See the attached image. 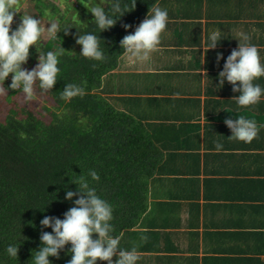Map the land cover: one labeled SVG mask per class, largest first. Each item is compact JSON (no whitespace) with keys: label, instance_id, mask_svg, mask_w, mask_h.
I'll return each mask as SVG.
<instances>
[{"label":"crops","instance_id":"0c3cea01","mask_svg":"<svg viewBox=\"0 0 264 264\" xmlns=\"http://www.w3.org/2000/svg\"><path fill=\"white\" fill-rule=\"evenodd\" d=\"M156 6L168 11V23L150 59L130 63L121 56L97 90L141 122L161 152L147 211L119 235L120 247L136 248V264H264V95L238 107L231 84L217 87L241 33L264 63V0H160ZM216 30L223 39L207 52ZM254 82L264 88V76ZM237 115L256 121L252 142L229 139L224 121Z\"/></svg>","mask_w":264,"mask_h":264},{"label":"trees","instance_id":"16d2710c","mask_svg":"<svg viewBox=\"0 0 264 264\" xmlns=\"http://www.w3.org/2000/svg\"><path fill=\"white\" fill-rule=\"evenodd\" d=\"M159 1L136 0L134 10L123 16L117 14L115 25L106 31L97 29L94 17L87 19L80 31L70 26L66 33L72 43H66L61 35L50 38L37 57L30 49V70L37 66L43 51L61 46L65 52L53 89L42 93L36 87L34 91L37 97L54 104L48 121L26 105L16 104L0 114V264H31L33 252L42 246L41 235L52 231L41 225L42 219L47 216L63 220L80 197L73 180L81 175L88 177L90 169L99 177L95 181L88 177L91 186L112 206L113 235L133 229L146 213L149 181L156 174L161 152L141 122L114 108L97 90L103 77L118 67L122 38ZM119 2L121 6L130 4V0ZM111 8V4L104 3L106 12ZM42 15L34 14L37 18ZM86 32L98 36L104 61L80 56L76 40ZM67 83L80 85L83 95L62 100L60 94ZM10 84L11 75L0 83L9 103L21 94L19 89H8ZM68 191L76 193L71 201L66 199ZM10 244L19 247L18 258L6 255ZM70 248L66 246L59 258L49 257L51 264H68Z\"/></svg>","mask_w":264,"mask_h":264},{"label":"clouds","instance_id":"9594fccd","mask_svg":"<svg viewBox=\"0 0 264 264\" xmlns=\"http://www.w3.org/2000/svg\"><path fill=\"white\" fill-rule=\"evenodd\" d=\"M105 2L112 5L109 12L100 4L85 5L94 17L99 31L111 29L116 23L117 14L123 16L134 10L136 5V0H130V4L123 6L119 0H100L101 4ZM16 13V0H0V83L4 84L11 75V84L7 88L13 91L19 89L25 100L30 101L36 87L42 93L53 89L60 73V57L65 50L59 46L54 50L43 51L37 66L33 70H26L23 65L28 62L30 49L43 41L45 31L49 35L57 34L59 25L56 20H50L45 28L37 17L23 14L19 24L13 29ZM167 23L168 11L156 5L151 6L146 18L134 32L120 41L123 50L121 56L126 57L130 63L148 61L150 54L160 44L161 34ZM221 39L220 30L212 31L207 37V52L215 49ZM237 40L238 48L232 50L227 57L223 70L219 72L217 87L222 88L227 81L233 92L239 93L233 98L237 106L247 107L259 103L264 95V88L254 82L258 77L264 76V63L261 62L258 47L249 42L247 34L241 33ZM76 43L81 47V57L99 62L105 60L97 35L86 32L77 38ZM37 51L40 52L41 49L37 47ZM222 59V54L217 53V61ZM83 92L80 85L67 83L60 98L67 102L82 96ZM224 123L231 130V140L250 143L258 135L256 121L243 115H237L235 120L226 119ZM222 147L219 143L215 145L217 151ZM88 177L91 181L99 179L97 172L91 169ZM88 177L81 175L73 180L78 185L80 197L65 213L63 220L47 216L42 219L41 225L52 231L41 235L42 246L39 251L33 252L31 264H51L49 257L59 258V253L68 245H71L68 264H97V261H105L107 264H136L138 261L136 248L125 250L120 247L119 236L113 235L112 206L97 194ZM75 195L76 193L68 191L66 199L71 201ZM18 252L19 247L15 244H10L5 249L6 255L13 259L18 258Z\"/></svg>","mask_w":264,"mask_h":264},{"label":"rangeland","instance_id":"374dc122","mask_svg":"<svg viewBox=\"0 0 264 264\" xmlns=\"http://www.w3.org/2000/svg\"><path fill=\"white\" fill-rule=\"evenodd\" d=\"M100 4L104 7V3H100V0H16V11L14 15V22L12 28H16L19 24L20 18L23 14L39 15L43 13L38 19L41 20L42 26L47 28L50 20H56L58 22V33L49 35L45 31L41 41L37 46H33L35 56L39 53L37 47L41 49L42 45L50 38H58L59 35L64 36L66 43H72V37L66 33L70 26H74L77 31L82 30L81 26L87 23V19H91L93 16L89 9L85 6L87 4ZM79 6V7H78ZM78 7V8H77ZM30 59V56H29ZM28 59V60H29ZM26 70H30V65L26 63L23 65ZM17 104L18 107L26 105L32 110L36 111L44 120L50 119V112L55 110L53 102L47 99H41L34 94L33 99L26 101L24 95L21 93L11 102H6L3 86H0V114L6 113L10 108ZM46 109H49L47 111Z\"/></svg>","mask_w":264,"mask_h":264}]
</instances>
